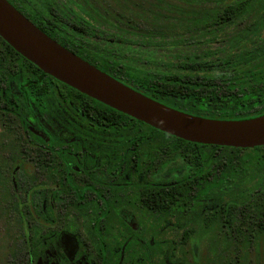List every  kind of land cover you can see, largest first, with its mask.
<instances>
[{"label": "flooded vegetation", "instance_id": "flooded-vegetation-1", "mask_svg": "<svg viewBox=\"0 0 264 264\" xmlns=\"http://www.w3.org/2000/svg\"><path fill=\"white\" fill-rule=\"evenodd\" d=\"M8 1L70 51L134 89L168 100L171 107L215 115L264 114V74L243 72L258 60L192 61L199 69L212 65L215 73L202 68L198 75L183 76L181 96L194 83L199 98L180 100L157 88L154 33L135 26L134 17L99 9L107 1ZM240 15L209 43L223 42L218 49H224L233 38L228 31L244 29L256 13ZM259 39L264 44L263 35ZM29 62L0 36V261L92 264L103 257L124 258L126 235L156 237L162 156H156L154 140H130L126 149L123 116L110 125L108 108ZM139 68L150 75L135 73ZM148 82L141 90L133 86ZM54 243H61V256L54 255L60 261L45 262L54 257L48 253Z\"/></svg>", "mask_w": 264, "mask_h": 264}, {"label": "trees", "instance_id": "trees-1", "mask_svg": "<svg viewBox=\"0 0 264 264\" xmlns=\"http://www.w3.org/2000/svg\"><path fill=\"white\" fill-rule=\"evenodd\" d=\"M198 1L204 3V0ZM113 2L121 8L119 0ZM199 2L195 4V0H190L187 5L195 4V7L191 10L186 8L188 10L174 16L178 20L175 23L173 17L171 22L165 24H160L159 19L155 20L154 29L151 30L155 37L156 33L160 34L168 46L179 49L178 53L172 54L173 58L181 59L179 62L173 63L172 57L155 61L157 88L163 93L170 90L178 94L180 100L195 101L199 98L194 83L186 96H181L184 92L179 81L183 76L198 75L202 68L206 74L215 73L210 71L212 65L207 68L204 65L199 69L198 64L192 61L214 58L250 62L258 60L256 64L251 62L243 72L264 74V44L259 39L263 35L264 40L261 31L264 30V0H210L215 3L214 6L201 8L197 6ZM93 10L97 11V8ZM230 11L236 14L218 15V12ZM246 11L256 13L252 17L254 23L244 29L229 30L227 35L233 38L227 42L231 46L228 44L224 49L216 51L201 47L192 53L180 48L186 45L187 38L183 36L185 32L196 33L195 36L202 39L208 37L206 41L198 43L197 46H201L217 38L229 26L228 21L239 19L240 14ZM116 12L124 13L122 10ZM157 45L161 47L164 43H155V50ZM187 60L190 63L184 62ZM141 70L134 69L135 73L150 75L147 70ZM45 76L55 79L46 73ZM148 84L136 83L133 86L140 89L142 85ZM69 88L108 108L110 114L105 121L110 125L118 124L120 116L124 117L126 149L130 140H154L156 156H162V166L157 169L155 239L151 241L141 235L139 237L137 233L126 235L124 258L103 257L93 259L92 264H264V145L239 148L190 142L115 110L75 88ZM45 91L47 95L49 90ZM144 93L164 104L169 103L148 91ZM174 108L219 119L260 116L202 114L194 109L187 110L180 106ZM96 116L102 121L100 114ZM139 247L142 250L140 256ZM153 247L156 248L155 256L152 253ZM3 264L11 263L6 259Z\"/></svg>", "mask_w": 264, "mask_h": 264}, {"label": "water", "instance_id": "water-1", "mask_svg": "<svg viewBox=\"0 0 264 264\" xmlns=\"http://www.w3.org/2000/svg\"><path fill=\"white\" fill-rule=\"evenodd\" d=\"M0 36L45 73L161 131L202 144L239 148L264 145V114L218 119L164 104L67 49L8 0H0Z\"/></svg>", "mask_w": 264, "mask_h": 264}, {"label": "rangeland", "instance_id": "rangeland-1", "mask_svg": "<svg viewBox=\"0 0 264 264\" xmlns=\"http://www.w3.org/2000/svg\"><path fill=\"white\" fill-rule=\"evenodd\" d=\"M105 1V0H102ZM106 7L105 5H100L99 9L101 10H111L112 12H116L118 10H122L124 11V15L125 16H130V17H134L136 18V23L134 24L135 26H139L141 28H146V29H150L153 30L154 29V24L156 23L155 20L159 19L158 21L160 22V24H165L168 22H171V18L173 17V23H175L176 21H178L174 16H178L179 14H181L180 12H185V10H188L191 8H194L193 5L198 4V0H195V4L193 5H187L189 3L190 0H188L186 2V0H119L121 3L123 1H125L124 3H122L121 8L117 7V5L115 6V3L113 2V0H106ZM201 1V0H200ZM210 0H204V3L199 2V5H197L198 7H202V6H214L215 3L209 2ZM109 4V5H107ZM114 8L116 10H114ZM188 8V9H186ZM163 16H168V17H163ZM139 17V19H138ZM180 23V22H179ZM125 25V24H123ZM153 28V29H152ZM155 34V33H154ZM196 33L192 34L191 32H185L184 33V37L187 38V44H183L181 45L180 48H183L184 51H187L192 53L194 51H197L199 49L205 48V49H209V50H217L219 47H221V45H223V42H214V43H204L202 44V46H197L198 43L200 41H202V38H199L197 36H195ZM178 36H175V38H177ZM153 39V40H152ZM151 41L155 44V43H164L163 46H159L157 45V49L154 50L152 52V56L155 60H169L172 57V54H176L179 52V49H175V48H171L170 46L167 45V43H165L164 38L156 33V37L153 35ZM204 41H206V39L204 38ZM173 58V57H172ZM179 59V58H178ZM177 58H173V63L175 62H179L180 60H178ZM142 68H139L138 70H141ZM60 245L61 243H54L52 248L48 249V253L53 254L52 257L54 255L59 256L60 255ZM53 248H55V250L53 251ZM54 252V253H53ZM61 256V255H60ZM55 256L52 259H45V262H52L53 260H56L57 258H55ZM58 261H60L59 259H57ZM4 260L0 261V264H3Z\"/></svg>", "mask_w": 264, "mask_h": 264}]
</instances>
